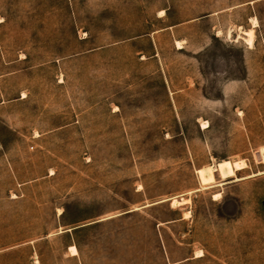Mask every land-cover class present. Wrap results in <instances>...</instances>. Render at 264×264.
<instances>
[{
	"label": "rangeland",
	"instance_id": "rangeland-1",
	"mask_svg": "<svg viewBox=\"0 0 264 264\" xmlns=\"http://www.w3.org/2000/svg\"><path fill=\"white\" fill-rule=\"evenodd\" d=\"M0 264H264V0H0Z\"/></svg>",
	"mask_w": 264,
	"mask_h": 264
},
{
	"label": "bare ground",
	"instance_id": "bare-ground-1",
	"mask_svg": "<svg viewBox=\"0 0 264 264\" xmlns=\"http://www.w3.org/2000/svg\"><path fill=\"white\" fill-rule=\"evenodd\" d=\"M244 34H246L247 35V37H248V39H246V42H247V44H249V45H252V41H251V39L253 38V34L250 32V31H246ZM232 162V166H233V169H234V171H236V172H238V171H241L242 169H244V167H245V164H244V162L241 160V161H231ZM206 170L208 171V173H211V171H212V166H209V167H207L206 168ZM219 195H214V198H217ZM185 202V201H184ZM182 203V201L180 202V201H178V200H173V202H172V207H177V206H179L180 204ZM184 204V203H183ZM185 216H187V214H185ZM70 252H72L73 254H76V248L75 247H71L70 248ZM197 256V255H196ZM200 256H202V255H200Z\"/></svg>",
	"mask_w": 264,
	"mask_h": 264
},
{
	"label": "crops",
	"instance_id": "crops-1",
	"mask_svg": "<svg viewBox=\"0 0 264 264\" xmlns=\"http://www.w3.org/2000/svg\"><path fill=\"white\" fill-rule=\"evenodd\" d=\"M73 257H75V256H73Z\"/></svg>",
	"mask_w": 264,
	"mask_h": 264
}]
</instances>
